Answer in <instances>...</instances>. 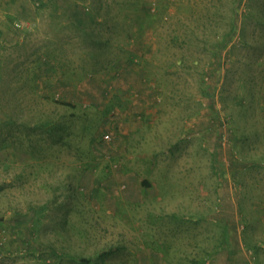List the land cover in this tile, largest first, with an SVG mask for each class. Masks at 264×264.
Listing matches in <instances>:
<instances>
[{"label":"rangeland","instance_id":"rangeland-1","mask_svg":"<svg viewBox=\"0 0 264 264\" xmlns=\"http://www.w3.org/2000/svg\"><path fill=\"white\" fill-rule=\"evenodd\" d=\"M57 1L89 17L0 65V264H264V174L230 155L264 144V0Z\"/></svg>","mask_w":264,"mask_h":264},{"label":"crops","instance_id":"crops-1","mask_svg":"<svg viewBox=\"0 0 264 264\" xmlns=\"http://www.w3.org/2000/svg\"><path fill=\"white\" fill-rule=\"evenodd\" d=\"M55 1L58 6L65 7L63 1L61 4H59L57 0ZM66 1L72 4L75 0ZM63 17L68 18V23L73 22V26L74 24L80 25L84 22L83 18L89 16L78 8L55 7L53 0H0V65H5L6 60L14 57L16 53H18L19 57L23 58L24 56L25 61L28 59V62H31L33 57L36 56V46L41 42L39 43L37 40H29L30 37L36 35L35 33L32 36H29V38L26 36H28V34H32L31 32H36L37 28L44 26V18H49L48 21L50 22H54L53 20L58 22L59 19ZM71 45L72 44L69 43V46ZM80 47L82 49L85 48L82 45ZM82 55H85L83 51ZM232 61L235 63L234 58ZM73 62H75L74 57L72 61L70 60L67 62L68 68L62 73L64 75H84L85 72H82L84 69L78 66L79 63H77V67H75V64H71ZM26 64L27 63H25V65ZM259 65L262 75H252L251 77H257V79L259 78L258 84L260 90L264 93V63H260ZM249 107L250 104L248 108ZM249 109L255 111V121H257L260 126H264V104L259 103L257 107L253 105ZM245 117L246 116L243 115L242 119L245 120ZM244 126H246L245 123ZM240 134L241 135L233 137L234 144L230 147V155L232 156L231 158L235 165L234 168L239 171L241 170L240 165L246 164V167L248 168H244L243 166V175L246 176L247 180L251 177L248 184L254 182L256 183V181L259 180L258 176H262L264 174L261 168V166L264 165V144L262 142L258 143L257 140L246 137L242 133ZM240 160H245L247 162L243 161V163H240ZM246 185L245 188L247 187ZM261 214L264 217V214ZM229 249H231L230 256H237V252L234 250L233 245H231Z\"/></svg>","mask_w":264,"mask_h":264},{"label":"trees","instance_id":"trees-1","mask_svg":"<svg viewBox=\"0 0 264 264\" xmlns=\"http://www.w3.org/2000/svg\"><path fill=\"white\" fill-rule=\"evenodd\" d=\"M116 249L115 248H111V249H106L104 251H101L99 254H98V257L102 258L104 256H107L111 253H113Z\"/></svg>","mask_w":264,"mask_h":264},{"label":"built area","instance_id":"built-area-1","mask_svg":"<svg viewBox=\"0 0 264 264\" xmlns=\"http://www.w3.org/2000/svg\"><path fill=\"white\" fill-rule=\"evenodd\" d=\"M105 139L106 140H110L111 139V136L110 135H105Z\"/></svg>","mask_w":264,"mask_h":264}]
</instances>
